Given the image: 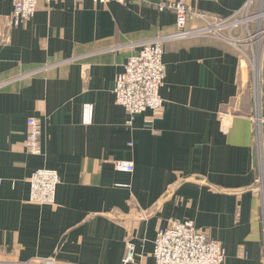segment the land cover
<instances>
[{
  "label": "crops",
  "instance_id": "0c3cea01",
  "mask_svg": "<svg viewBox=\"0 0 264 264\" xmlns=\"http://www.w3.org/2000/svg\"><path fill=\"white\" fill-rule=\"evenodd\" d=\"M158 1L38 0L8 29L13 0H0V264H134L129 244L155 264L158 231L176 220L222 243L225 264H264V52L257 93L230 43L166 40L164 108L129 125L118 74L144 41L177 31ZM185 1L227 18L249 0ZM29 117L42 121L40 154L25 145ZM42 167L59 173L56 204L29 200Z\"/></svg>",
  "mask_w": 264,
  "mask_h": 264
},
{
  "label": "built area",
  "instance_id": "2783aa9c",
  "mask_svg": "<svg viewBox=\"0 0 264 264\" xmlns=\"http://www.w3.org/2000/svg\"><path fill=\"white\" fill-rule=\"evenodd\" d=\"M48 3L57 0H46ZM82 3L84 0H74ZM98 3H108L114 0H93ZM126 2L127 0H119ZM150 2V0H140ZM198 2L199 0H194ZM255 0H249L242 10L252 6ZM156 5L160 11H172L176 15L177 31L171 34L159 35L144 41L139 51L131 55L123 72L116 78L114 94L116 103L125 107L127 124L133 125L136 116L148 109L161 113L164 99L161 88L165 84L167 74L163 60L164 42L172 38H188L194 36H213L210 22L213 16L200 10L197 6L186 3L185 0H159ZM38 7V0H13V11L6 19L8 29L15 28L30 20ZM239 11V12H241ZM238 12V13H239ZM237 14V13H236ZM236 14L232 15L235 16ZM227 17L224 19L231 18ZM191 20H201L200 26L189 27ZM2 38L6 42L10 36L0 27ZM119 47H115L118 49ZM92 106L84 105L85 122L91 120ZM42 121L37 117L27 120L26 148L32 154L42 152ZM116 168L122 171H134L132 161H116ZM264 177L258 178V182ZM60 176L56 169L42 167L33 172L30 177V201L36 204H56L57 187ZM155 264H225L226 250L222 243L211 239L199 229L192 220H176L159 229L154 247ZM134 246L129 244L124 256V263L143 264L134 259ZM23 264H53V259L27 262Z\"/></svg>",
  "mask_w": 264,
  "mask_h": 264
},
{
  "label": "rangeland",
  "instance_id": "374dc122",
  "mask_svg": "<svg viewBox=\"0 0 264 264\" xmlns=\"http://www.w3.org/2000/svg\"><path fill=\"white\" fill-rule=\"evenodd\" d=\"M210 22L214 34L238 49L246 63L251 85L258 93L264 52V0H255L251 7L229 19L215 17Z\"/></svg>",
  "mask_w": 264,
  "mask_h": 264
}]
</instances>
